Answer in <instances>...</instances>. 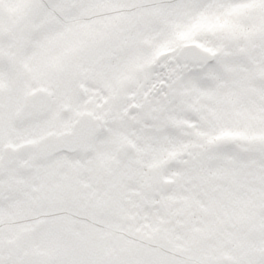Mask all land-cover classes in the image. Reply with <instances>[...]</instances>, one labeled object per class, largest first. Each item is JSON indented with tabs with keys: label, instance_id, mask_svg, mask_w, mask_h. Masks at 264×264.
I'll use <instances>...</instances> for the list:
<instances>
[{
	"label": "snow or ice",
	"instance_id": "snow-or-ice-1",
	"mask_svg": "<svg viewBox=\"0 0 264 264\" xmlns=\"http://www.w3.org/2000/svg\"><path fill=\"white\" fill-rule=\"evenodd\" d=\"M0 264H264V0H0Z\"/></svg>",
	"mask_w": 264,
	"mask_h": 264
}]
</instances>
